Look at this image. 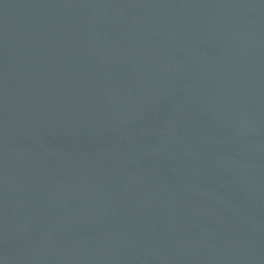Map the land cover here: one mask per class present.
<instances>
[{"label": "water", "instance_id": "1", "mask_svg": "<svg viewBox=\"0 0 264 264\" xmlns=\"http://www.w3.org/2000/svg\"><path fill=\"white\" fill-rule=\"evenodd\" d=\"M0 264H264V0H0Z\"/></svg>", "mask_w": 264, "mask_h": 264}]
</instances>
